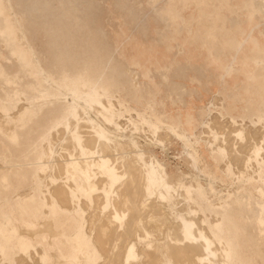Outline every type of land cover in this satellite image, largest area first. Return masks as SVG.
<instances>
[{
  "label": "rangeland",
  "instance_id": "1",
  "mask_svg": "<svg viewBox=\"0 0 264 264\" xmlns=\"http://www.w3.org/2000/svg\"><path fill=\"white\" fill-rule=\"evenodd\" d=\"M237 1L241 0H0V163L6 166L0 170V182L7 180L10 187L4 191L0 189L1 197L7 196L13 204L29 192H52V184L60 182L62 178L57 177L55 165L45 167L41 163L46 154L43 148L45 139L50 136L49 130L62 111L81 108V115H90L107 129L110 128L114 139L132 146L137 144L145 151L144 157L141 160L138 158L143 169L145 166L160 169L163 179L166 180L169 175L178 188L173 199L162 203V211L167 219V225L164 223L161 226H165L163 229L156 233L147 228L132 234L129 228L130 240L124 232V244L128 239L126 247H123L124 257L131 245L135 246L138 255L137 260L130 259L127 264H143L146 259L148 262V257L143 253L149 252L150 256L154 249L156 253L153 252L155 254L151 256L156 255V258L149 257L150 261L159 257L157 264L178 263L167 255L164 247L170 240L169 232L178 222V215L194 218L204 226L205 223L211 224L213 219L222 218L224 209L220 204L227 206V210H230V205L233 210L241 204L247 205L240 209L241 217H234L240 221V226L235 230L237 258L239 254L242 260L247 261L246 264H264V226L257 224L259 209L255 207L262 197L255 189L264 188V184L254 181L244 183L241 177L225 175L224 159L213 160L206 147L210 130L202 122L211 120V127L218 134L217 141L228 146H231L232 138L236 140L233 135L236 128L243 127L246 133L250 126L254 132L257 129L258 134L263 130L259 123L252 126L249 119L238 118L233 123L227 117L244 114L254 119L262 110L258 97L252 102L255 105L250 103L248 110L233 111L228 105L224 109L220 107L221 97L234 95L237 90H221L219 85H214L216 90L223 93H204L208 91L206 85L210 76L214 81L217 77L224 80L225 84L228 80L234 81L237 47L235 21H238L237 15H247L253 9H240ZM242 1L252 7L251 3L256 6L259 0ZM252 15L249 14L250 17ZM258 17H264V14L256 15ZM246 38L256 41L249 32ZM21 50L32 68L31 76L20 70ZM24 80L32 81L34 90L39 92L38 105L47 106L50 110L33 124L24 127L18 139H13L4 130L3 123H9L7 117H12L19 105H25L26 110L30 111L34 102L26 99V102L21 100L18 106L13 102L8 104L6 95H12L17 89L26 90ZM194 89L199 93H195ZM106 99L113 104L112 125L96 117L91 104L93 100ZM231 99L227 103L235 102V105L244 107L243 98ZM206 107H209L210 113ZM5 109L7 114L2 113ZM192 116L195 127H191ZM134 124H138V127ZM151 125H155L156 130ZM228 125L231 126L228 128ZM190 127L194 135L186 136L185 130ZM194 147L199 148V152L205 151L206 156L198 159V169L194 165L197 162ZM54 148L53 160L57 161L64 150L62 145H54ZM256 150L259 157L255 162L264 163V148L258 147ZM128 151H131V157L136 158L135 149ZM114 156L117 157V154L114 153ZM230 157L235 162V157ZM236 158L239 160V157ZM154 159L158 160L160 167ZM232 170L237 173L241 169L239 165L232 164ZM33 177L37 180L32 185L30 179ZM210 178H214V191L208 195L211 209L206 214L191 213L182 192L186 193L185 189L191 187L188 183L194 186L202 183L208 187ZM22 179L26 181L20 183ZM241 197L254 199L241 201ZM150 200L161 203L156 198ZM3 205L1 200L0 207ZM137 207L135 212L139 211ZM84 208L83 205L84 218L88 219L91 217L90 211ZM204 218L206 222L202 221ZM88 226L85 224L84 231L89 245L94 247L91 252L97 253L88 264L121 261V257L114 262L100 257L99 244L94 240L98 236L93 233L94 237L88 232ZM9 241L6 239L4 242ZM207 258L206 261L199 259V264H212L209 256ZM183 260L179 264L192 262ZM146 261V264H154ZM35 263H38L37 256L25 261V264Z\"/></svg>",
  "mask_w": 264,
  "mask_h": 264
},
{
  "label": "bare ground",
  "instance_id": "2",
  "mask_svg": "<svg viewBox=\"0 0 264 264\" xmlns=\"http://www.w3.org/2000/svg\"><path fill=\"white\" fill-rule=\"evenodd\" d=\"M19 52V61H21L20 70L23 73H29L31 76L32 68L29 62H26L24 52L22 50ZM24 88L26 90L20 91L17 89L12 95H6L8 104L13 102L18 106L21 100L26 102V99L34 102V106L30 111L26 110L25 105H19L17 107V112L12 117H7L9 123H3L4 130L8 133L9 137L13 139H16L19 137L20 133H23L24 127L33 124L39 117L48 114V110H50L47 106L42 107L41 104L38 105L40 100L39 92L34 90L32 81L26 82ZM91 104L94 107L93 109L96 117H100L106 124H114L112 102H109L107 99L93 100ZM80 110H78L77 107H73L65 112L62 111L54 126L49 130L50 136L48 139H45L43 148L46 154L41 160V163L45 167L49 164L55 165L58 169L57 177L59 176V178H62L60 182L58 181V183L52 184V192L47 191V204L50 205L53 201L61 208L71 209V196L75 197L77 193L82 191L89 194L95 193L92 196L93 202L91 209L86 201L82 202V208L84 205V209H90L91 217L87 219V224L89 225L87 228L90 230L88 232L91 234L95 233V235L98 236L94 238L95 236L93 234V238L95 242H97L96 244H99L98 249H100L101 258L105 260L112 259L113 261L121 257L122 263L127 264L130 259H138L134 245L126 249L124 257L123 252L125 249H123V247H126L125 244L126 240L128 242V239L125 240L124 244L123 235H125V233L127 234L125 236L130 235L131 230L129 231L128 229H132V233L151 228L157 233V230L160 231L162 228L161 226L164 223L166 224L167 219L162 211V202L152 201L154 199L150 200L151 198L146 196V192H150V194H154L155 196L160 195V197L164 199L165 193H168L169 190L173 192L172 188H175V185L171 182L169 175L166 180L163 179L160 169L157 170L155 167H148L150 168L148 169L147 166L143 169L142 163L139 160L144 157L145 151L141 150L137 144L132 146L130 143L119 140L118 138L114 139L110 134L109 127V129H107V126L105 127L100 121L90 115H81ZM2 111L3 114H7L6 109ZM84 113L86 114V112ZM132 121L135 123L134 120ZM134 126L137 128L138 124H134ZM230 126L228 125V128ZM151 127L156 130L155 125H151ZM233 131L236 130L234 129ZM237 139L242 140L244 138L242 136H237ZM231 140L230 144L234 149V139L232 138ZM247 144L250 145V143ZM54 145H62V149L64 150L57 161L53 160V155L55 153ZM263 146L264 145L261 143L259 148ZM132 148L136 150V158L131 157V151H128V149L132 150ZM225 149L227 148L225 147ZM256 149L255 147L254 149L249 148L250 151L245 150L246 152L242 150L244 154L248 153L249 155L246 161L243 159L245 162L244 167L247 171L250 168V171H253V161H255L257 156L259 157ZM237 150H239V146ZM128 152L130 155H128ZM237 152L240 153V151ZM114 153L117 154V157L114 156ZM231 156H233V159L234 157L235 159L239 157L237 161L241 160L239 154H232ZM154 160L157 166L160 167L161 164L158 160ZM241 165L243 166V164ZM5 168L6 166L0 163V170H4ZM97 181H99V184ZM49 183L51 184L50 181ZM173 194H176L175 190ZM155 196L152 198H155ZM132 201L137 205L133 206ZM108 205V209H105ZM136 206H138L137 208L139 210L137 212H135ZM128 218H130L129 222ZM128 223H130L129 225L131 227ZM197 223L194 222L193 219L178 215V222L173 229H171V232H169L170 240L167 239L168 241L164 246L167 255L169 254L171 258L178 261V263L175 262V264L181 263L183 259L192 260L193 263L191 262L190 264H199V259L206 261L208 260V256L212 264H219L218 257L220 256L209 247L210 239L202 229L197 227ZM45 226L51 237L56 236L51 230L50 223L45 224ZM164 227L165 226H163V228ZM140 233L142 234V232ZM29 234L33 235L34 233L30 232ZM155 250L156 249H154L153 252H155ZM153 252L150 253L154 255L156 252L154 254ZM141 253L143 252L141 251ZM146 253L147 252L143 254L148 257V262L146 258L145 261L147 263L152 262L157 264L156 262L159 257L155 259L156 261L154 260L155 262L153 260L150 261L149 257L156 258V255L151 256L150 254L149 256V252ZM121 261L119 260L120 264H122ZM145 261L143 264H146ZM119 262H114V264H118Z\"/></svg>",
  "mask_w": 264,
  "mask_h": 264
},
{
  "label": "crops",
  "instance_id": "3",
  "mask_svg": "<svg viewBox=\"0 0 264 264\" xmlns=\"http://www.w3.org/2000/svg\"><path fill=\"white\" fill-rule=\"evenodd\" d=\"M236 3L241 5L240 9L253 8L255 10L252 9L247 15H243L244 13H241L240 16L237 15L238 21H235L236 32L234 39L236 41L237 47L235 50L236 73L234 74V81L229 82L228 80L225 84L224 80H220L218 77L215 81L211 80L210 76L209 82L206 85L208 91L204 93L205 95L209 92H217L219 95L223 93L220 90L218 91V89L216 90L214 85H219L221 90H237V93L234 95H227L226 98L223 96L221 97L222 103L220 107L224 109V106L228 105V108L233 111L248 110L250 103L251 105H255L252 102L254 101L255 97H258L262 110L259 115L254 117V119L253 117H248L244 114L227 117L230 118L233 123H235L238 118L243 120L249 119V123L252 126L259 123L261 124L263 130L261 134H258L257 129H254L256 131L254 132L252 130L253 127L251 128L250 126H248L246 133L245 128H236V131H234L233 134L236 137V140L234 139L233 141V149L232 146L230 147L217 141L218 134L213 129V127L211 128V120L207 119L202 121L203 126H207L210 130L209 139L206 140L205 143L206 147H208L210 150L213 160L224 159L225 165L223 172L225 175H232L238 178L241 177V179L244 180V183L254 181L264 184V163L258 164L257 162L253 161V167L255 168V171L247 172L246 168L244 167L245 162L243 161V159L246 161L249 156L248 153L244 154L243 151H250L249 148L254 149V147H260V144L263 142L264 138V17L256 18V15L259 16L264 14V0H259L256 6L251 3L252 7H249L246 1L241 0L240 2L237 1ZM250 13H253L251 17L249 16ZM247 32L254 36L256 41H250L248 38H246ZM216 76L217 75H215V78ZM194 92L199 93L196 89H194ZM201 95L200 97L203 99L204 97ZM232 96L233 99L243 98V101L245 102L244 107L235 105V102L227 103V100L231 99ZM206 110L208 113H210L209 107H206ZM191 120V127H195V120L193 116ZM191 127L188 130L184 129L186 136L194 135ZM237 136H242L244 139H238L237 141ZM258 136L260 139H258ZM248 138H252V140H249ZM254 138L257 141L253 140ZM247 143H250V145ZM238 146L239 150H237ZM225 147L227 149H225ZM194 148L196 149L195 151L197 158V162H195L194 165L196 169H198V159H204L206 156L204 155L205 151L202 150L199 152V148ZM236 150L240 151V153ZM262 153L264 156V150ZM230 154L240 155L241 163L240 161H237L236 158L235 164L240 165V169L242 170L237 171V173L232 170L233 161L230 158ZM241 164H243V166ZM198 171L203 173L201 170ZM36 180L37 179L35 177L30 179L32 185L36 183ZM213 180L214 178H210V182L207 185L208 187H205L202 183H199L196 186L188 183V185L191 187H187V189H185L184 192L186 193L182 192V197H184V199L188 202V208L191 213L200 212L202 214H206L207 210L211 209L212 205L209 203L210 197L208 195L210 192L214 191V187L212 185ZM25 181V179H22L20 183ZM8 182L9 181L7 180L0 182V189L2 191L8 190L10 188ZM172 189L174 192V190H177L178 188L175 185V188ZM255 190L262 196L259 198V201L255 203V207L259 209V212H257V224L259 226H264V188L257 187ZM173 192L169 190L168 193H165L164 199L160 197V195L155 196L154 194H150V192H146V196L148 198L155 196L156 199L161 200L163 203L173 199L175 195ZM47 194L48 193L43 192V190L38 192H29L28 194L23 195L13 204L9 202L7 196L1 197L0 194V202L3 200L5 204L0 207V264L1 262L6 264H25L27 259H31L36 256L38 258L37 264H88L93 260L92 256L97 255V253L91 252L92 248L94 249V247L93 245H89V241L84 231L85 224H87V219L84 218L85 211L82 209L83 201H86L91 209L93 202L92 196L95 193L89 194L85 191H82L77 193L75 197L71 196V209L61 208L53 201L50 205L47 204ZM228 197H230V195H228ZM247 198L250 200L254 199L253 197H241L240 200L242 201ZM219 206L224 209L223 216L220 219H213L211 224L205 223L204 226H201L199 223H197L198 221L196 219L193 217L192 218L194 222L197 223V227L202 229L210 239L209 247L218 256H220L218 257L219 264H246L247 261L242 260L239 254L237 258L235 230H237L240 226V221H236L234 217H241L242 213L240 212V209L242 207H247V205H239L238 212V207L236 210H233L232 206L230 205V210H227V206H223V204H220ZM108 207L109 205L106 206L105 209H108ZM90 209L88 210L90 211ZM202 221L206 222L205 218ZM47 223H50L51 230L56 234V236L51 237L49 235V232L46 230L45 226ZM30 232H33L34 234L30 235ZM6 239H10V241L7 243L4 242ZM216 246H218V248ZM239 258L241 260H239Z\"/></svg>",
  "mask_w": 264,
  "mask_h": 264
}]
</instances>
